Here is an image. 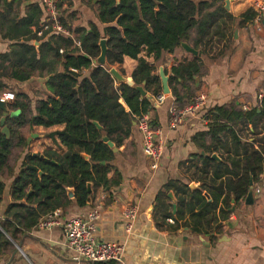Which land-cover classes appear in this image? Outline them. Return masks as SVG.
<instances>
[{"label":"crops","instance_id":"crops-1","mask_svg":"<svg viewBox=\"0 0 264 264\" xmlns=\"http://www.w3.org/2000/svg\"><path fill=\"white\" fill-rule=\"evenodd\" d=\"M260 1L264 0H223V4L228 14L238 19L247 10L253 9L255 2ZM29 4L42 7V0H23L21 17ZM95 4L96 0H62L59 5L60 18L69 20L67 22L72 29H88L92 25L102 32L104 26L96 16ZM43 18L44 10L39 24ZM262 26L258 30L252 21L245 26L229 22L224 37L214 36V43L201 56L202 48L196 50L197 55H193L180 47L173 54H164L158 62H154L152 58H145L142 53L141 57L155 68L152 74L159 77L160 70L164 72L170 90L165 95L163 104L154 105L149 113L151 125L159 131L157 140L163 146L159 167L151 170L150 161L142 154L141 137L134 121L130 135L122 141L119 148H114L107 174L109 185H91L88 205L83 209L69 205L61 211V220L64 222L72 217L85 216L91 211H99V217L94 223V238L97 241L123 245V264H264V167L257 182L251 183V206L245 204V197L238 203L232 199L231 208L226 209L224 194L219 195L216 190L227 179L234 182L239 180L243 172V161L247 156L244 154L245 149L250 152L264 147V122L256 124V133H253L250 124L242 121L233 124L232 128L240 140L239 145H234L228 135H224L220 141H193L196 135L208 131V126L212 123L211 116L207 115L208 111L233 106L246 112L259 107L261 101L258 97H264V20ZM47 38L48 36L41 39L36 37L28 44L37 48ZM23 41L22 38L18 41L2 39L0 35V55L8 53L11 46ZM187 46L193 49L192 46ZM193 59L200 60V76L193 78V86L190 82L186 86L191 87L192 94H207V104L197 116L186 119L179 127L169 128L170 115L178 107L173 105L171 87L183 92L182 81L173 79L171 69ZM135 68L136 62L124 59V71L128 77ZM1 72L0 70V74ZM81 74L88 77L89 72L82 71ZM46 81V77H33L27 82L19 83L0 76V94L14 92V95H27L34 112L35 103L50 95ZM146 96L154 102L155 96ZM187 103L185 99L183 106ZM120 104L125 111L128 110L122 101ZM10 105L11 103L6 107ZM7 112L13 113L11 110ZM62 129L63 126L23 129L27 148L13 150L10 156L11 171L3 179L5 191L0 222L3 221L4 208L10 203L11 183L19 173L24 157L28 153L37 155L46 150L65 153L64 148H59L47 137V134ZM31 135L38 137L30 138ZM208 155L217 157L212 158L215 163L202 160ZM218 166H221L220 170ZM169 182L188 186L189 193H183L177 187L168 188ZM257 189L260 190L259 194L256 193ZM212 196L217 200V208L205 211V204L212 203ZM181 199L185 202L184 209L188 210L178 221L177 227L169 225L166 215H174L177 209L183 208L179 205ZM128 206L137 208V217L130 233L127 232L122 217V212ZM0 264L92 263L73 260V254L64 246L60 227L47 231L35 227L14 237L6 234L0 227Z\"/></svg>","mask_w":264,"mask_h":264},{"label":"trees","instance_id":"trees-1","mask_svg":"<svg viewBox=\"0 0 264 264\" xmlns=\"http://www.w3.org/2000/svg\"><path fill=\"white\" fill-rule=\"evenodd\" d=\"M22 1L0 0L1 38L24 39L23 43L14 44L8 53L0 55V76L19 83L33 77H46L50 95L35 103L34 112L31 100L25 94H16L10 107L5 106L7 111H19V114L5 120L9 138L0 132V209L5 191L3 179L11 171L10 156L13 150L27 148L24 128L63 126L61 131L49 133L47 137L66 151L60 154L46 150L24 157L20 171L11 183L10 203L4 208L0 222L1 229L11 237L32 230L40 219L56 210H65L69 205L85 208L89 184L93 187L109 185L107 174L113 149L119 148L130 135L132 123L154 107L152 98L142 96L136 88L141 87L146 94L155 97L161 94L160 78L152 74L155 68L145 58L158 62L164 54H173L182 44L192 46L195 51L202 48L201 56L214 43V36L224 37L229 22L245 26L255 17V12L249 9L238 19L232 18L223 0H96V16L104 26L102 32L92 25L88 29H72L70 21L61 17L62 26L72 38L50 35L35 48L28 43L36 39L34 30L43 10L37 4H29L21 17ZM101 40L106 41L105 66L94 67V61L100 56ZM77 42L79 47L75 46ZM142 53L145 58L141 57ZM125 58L136 62L129 77L124 71ZM199 61L193 59L171 69L173 79L182 81L183 92L171 87V99L177 109L189 104L195 95L186 83L193 86V78L200 76L202 66ZM111 69L128 82H116L109 73ZM82 71H88V77H83ZM185 99L188 103L183 106ZM2 115L0 110V120ZM207 115L212 118L208 131L196 135L193 141H220L228 135L234 145H239L233 124L240 121L250 124L256 133V124L264 122V97L259 107L250 111L243 112L230 106L210 110ZM104 136L108 142L103 141ZM244 154L247 156L239 180L227 179L216 189L217 194H224L226 209L231 208L232 199L238 203L247 196L251 183H256L263 171L264 147L250 152L245 149ZM202 160L215 163L210 155ZM167 186L189 193L185 185L180 187L169 182ZM69 192L72 199H69ZM200 201L204 202L203 199ZM179 205L183 208L177 209L174 215H166V219H173L176 227L188 210L184 209L183 199ZM215 208L217 200L212 196V203L205 204V211ZM182 226L186 227V224ZM2 240L5 239L2 237Z\"/></svg>","mask_w":264,"mask_h":264},{"label":"built area","instance_id":"built-area-1","mask_svg":"<svg viewBox=\"0 0 264 264\" xmlns=\"http://www.w3.org/2000/svg\"><path fill=\"white\" fill-rule=\"evenodd\" d=\"M62 0H42L44 10L43 21L34 30L37 38L41 39L50 35H61L72 38L71 33L66 30L60 20L59 5ZM255 17L252 22L258 30L263 28L264 20V1L255 2L254 8ZM79 47V42L75 43ZM62 53V51H61ZM76 72V71H74ZM207 94L198 92L194 95L189 104L183 108L174 109L169 118V128L181 126L188 118L197 116L198 112L205 108L207 104ZM263 95H259L258 100L261 101ZM15 100V95L11 92L2 93L0 96V104L7 105ZM165 100V95L159 94L154 98V105H161ZM136 128L141 137V151L146 159L150 161L151 170H156L159 167V161L162 156L163 146L159 138V131L151 125L149 113L141 116L136 121ZM259 194L260 190L257 189ZM99 217V211H91L85 216H77L69 218L66 221L61 220V211L56 210L52 214L39 220L36 228L39 230H51L54 227H60L63 231L64 246L73 254L75 262H87L92 264H104L113 262L123 264V255L125 248L121 244L97 241L94 238L95 221ZM123 220L127 232H131L133 224L137 217V208L128 206L122 212ZM169 225H174L173 219H167Z\"/></svg>","mask_w":264,"mask_h":264},{"label":"water","instance_id":"water-1","mask_svg":"<svg viewBox=\"0 0 264 264\" xmlns=\"http://www.w3.org/2000/svg\"><path fill=\"white\" fill-rule=\"evenodd\" d=\"M227 4V3H226ZM106 41L105 40H101L99 42V47H100V56L98 57V59H96L94 61V65L96 66H100V67H104L105 66V54H106V45H105ZM181 47L183 49H185L187 52L193 54V55H197V52L194 51L193 49L189 48L186 44H182ZM110 75L112 76V78L118 82V83H122V82H126L127 80L125 78H123L117 71H115L114 69H111L109 71ZM159 78H160V81H161V85H162V93L163 95H168L170 93V90H169V86H168V78L165 76L164 72L162 70H160V73H159ZM140 94L142 96H146V93L143 91V89L141 87H137L136 88ZM6 105H3V104H0V110L3 112V115H2V118L0 120V126H1V134L6 136V138H9V131L7 129L6 126H4V123H5V120L7 117H14L16 115H18L19 111H16V112H13L11 114H9L7 112V109L5 107ZM95 126L98 128V129H101L100 126L98 124L95 123ZM38 136L36 135H31L30 138H36ZM103 141L104 142H108L107 141V138L104 136L103 137ZM110 147H112V145L109 143L108 144ZM115 150L113 149V152ZM83 158L87 159V156L85 155H82ZM213 159H217V157L215 155L212 156ZM102 165H104V163H101ZM91 184H89L87 186L88 188V194L90 196L91 194ZM251 187H252V184H251ZM69 197L72 198V193L69 192ZM87 201H89V197L87 199ZM245 204L248 205V206H251L253 204V191L252 189L249 190L247 196H246V199H245Z\"/></svg>","mask_w":264,"mask_h":264},{"label":"rangeland","instance_id":"rangeland-1","mask_svg":"<svg viewBox=\"0 0 264 264\" xmlns=\"http://www.w3.org/2000/svg\"><path fill=\"white\" fill-rule=\"evenodd\" d=\"M3 93H5V92H3ZM11 93H14V92H11ZM15 94V93H14ZM2 95V93L0 94V96Z\"/></svg>","mask_w":264,"mask_h":264}]
</instances>
